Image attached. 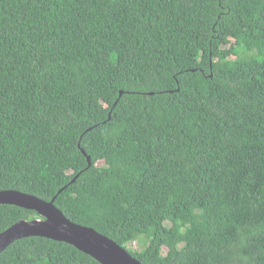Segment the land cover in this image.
Wrapping results in <instances>:
<instances>
[{"label":"trees","instance_id":"trees-1","mask_svg":"<svg viewBox=\"0 0 264 264\" xmlns=\"http://www.w3.org/2000/svg\"><path fill=\"white\" fill-rule=\"evenodd\" d=\"M5 189L143 264H264V0H0ZM0 264L100 263L33 236Z\"/></svg>","mask_w":264,"mask_h":264},{"label":"water","instance_id":"water-1","mask_svg":"<svg viewBox=\"0 0 264 264\" xmlns=\"http://www.w3.org/2000/svg\"><path fill=\"white\" fill-rule=\"evenodd\" d=\"M87 156L89 165L91 157ZM62 189L59 191L61 192ZM47 201L36 195L15 189L0 190V204H11L28 210H35L43 219L19 220L0 233V253L14 241L26 237H45L73 245L90 255L100 264H143L115 240L93 227L72 221L59 209L55 200Z\"/></svg>","mask_w":264,"mask_h":264},{"label":"rangeland","instance_id":"rangeland-1","mask_svg":"<svg viewBox=\"0 0 264 264\" xmlns=\"http://www.w3.org/2000/svg\"><path fill=\"white\" fill-rule=\"evenodd\" d=\"M129 246L134 248V249H137V250L143 248L142 243H139L138 241H134V242L129 243Z\"/></svg>","mask_w":264,"mask_h":264}]
</instances>
